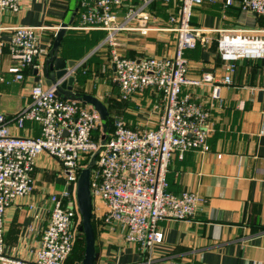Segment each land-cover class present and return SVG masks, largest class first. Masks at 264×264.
<instances>
[{"label":"crops","instance_id":"1","mask_svg":"<svg viewBox=\"0 0 264 264\" xmlns=\"http://www.w3.org/2000/svg\"><path fill=\"white\" fill-rule=\"evenodd\" d=\"M239 0L225 6V0H204L192 9L190 24L205 29H260L264 17L242 10ZM78 0H20L16 12H0V110L11 117L30 101L35 83L47 87L43 66L56 31H39L44 54L35 58L38 68L26 67L21 80L6 72L13 64L9 55L11 27L14 25L59 26L78 24ZM171 7L151 4L155 24L170 27ZM175 12V11H174ZM208 43L198 42L184 51L189 60L188 77L203 74L212 79L200 86H184L192 101L210 111L212 131L209 150L190 149L171 158L166 173L167 189L174 194L196 192L203 201L187 220L164 219L158 222L164 232L161 245L154 248L150 264H264V59H240L232 84L223 85L224 62L217 49L218 32L205 31ZM102 30L66 29L57 57L73 61L72 90L92 94L107 107L110 119L122 118L132 129L154 128L160 117V95L149 88L127 100L119 98V88L111 82V47L99 46ZM175 49L172 31H122L115 50L122 56H171ZM71 67H68L70 69ZM35 70L38 74L35 75ZM71 70V69H70ZM219 86L220 101H212L211 90ZM66 98V97H65ZM90 106V105H89ZM91 107V106H90ZM16 135H39V125L26 120L22 128L10 123ZM219 155V156H218ZM58 162L46 153L36 158L30 193L15 198L4 213L5 252L31 259L51 210V193L60 192L64 177ZM95 232L94 264H145L146 254L138 245L125 243L119 232L106 230L101 221L92 220Z\"/></svg>","mask_w":264,"mask_h":264},{"label":"built area","instance_id":"2","mask_svg":"<svg viewBox=\"0 0 264 264\" xmlns=\"http://www.w3.org/2000/svg\"><path fill=\"white\" fill-rule=\"evenodd\" d=\"M20 0H0V12H16ZM171 7L167 21L155 24L151 4ZM204 0H78V24L71 29L102 30L105 37L99 46L111 47L109 66L111 82L119 88V98L127 100L149 88L159 94L156 108L160 117L154 128L135 130L122 118L109 119L107 136L102 141V120L98 111L76 99L56 92L63 79L72 76L74 65L57 83L44 87L35 83L29 90L30 101L7 117L0 110V264H65L70 255L81 217L75 201L76 181L84 162L97 152L91 171L90 191L92 220L101 221L108 231L119 232L125 243L138 245L146 254L145 264L152 261L155 247L162 244L164 232L158 222L164 219L187 220L203 198L184 190L174 194L167 189L166 173L176 154L197 149L209 150L212 131L210 111L201 103L182 94V87L200 86L212 78L203 74L188 77L189 60L184 51L198 42L208 43L205 31L218 32L217 49L224 62L223 85L232 84V75L240 59H264V28L205 29L190 24L193 7ZM225 6L233 0H225ZM242 10L264 17V0H239ZM175 11V12H174ZM58 30L59 26L14 25L11 27L9 55L13 64L6 72L14 80L23 78L26 67L38 68L35 58L44 54L39 31ZM168 30L175 35L171 56L128 58L115 47L122 31ZM4 77L0 69V81ZM212 101H220L219 86L211 90ZM39 125V135L22 136L10 131V123L22 128L25 121ZM97 134V135H96ZM46 153L58 162L65 185L51 193L52 204L45 228L40 235L33 258L24 259L5 252V210L15 200L31 192L36 158ZM219 156V155H218ZM93 224V223H92Z\"/></svg>","mask_w":264,"mask_h":264},{"label":"water","instance_id":"3","mask_svg":"<svg viewBox=\"0 0 264 264\" xmlns=\"http://www.w3.org/2000/svg\"><path fill=\"white\" fill-rule=\"evenodd\" d=\"M70 22L71 21L63 22L59 25L52 46L45 59L43 71L48 86L57 83V81L65 75L68 67L74 65L73 61L67 62L64 59L57 57L59 45ZM34 74L37 75L38 70H35ZM73 82L74 76H69L68 78L63 79L60 84L56 86V92L68 99H76L84 104L90 105L93 109L99 112L102 120V141H104L107 136L110 119L106 105L92 94L74 92L72 90ZM96 155L97 152L92 154L87 164L80 169L76 181L75 201L81 217L79 231L83 233L85 242L83 258L81 262L77 264H94L96 257L95 232L92 224V198L90 191V177Z\"/></svg>","mask_w":264,"mask_h":264},{"label":"rangeland","instance_id":"4","mask_svg":"<svg viewBox=\"0 0 264 264\" xmlns=\"http://www.w3.org/2000/svg\"><path fill=\"white\" fill-rule=\"evenodd\" d=\"M83 237L84 236H83V233L82 232L78 231L76 233V239H75L74 246L76 248V245H77V248L74 249V247H73L74 251L72 249L73 253L72 254L70 253L71 256H69V258H67L65 264H73V263H80L81 262V255H82V249H83V247L81 245V242H82V238ZM83 254H84V252H83Z\"/></svg>","mask_w":264,"mask_h":264},{"label":"trees","instance_id":"5","mask_svg":"<svg viewBox=\"0 0 264 264\" xmlns=\"http://www.w3.org/2000/svg\"><path fill=\"white\" fill-rule=\"evenodd\" d=\"M97 135V134H96ZM89 161V159H87L85 162H84V164H87V162ZM84 236V235H83ZM76 245V244H75ZM81 245H82V247H83V249H82V255H81V260H82V258H83V252H84V248H85V242H84V237L82 238V242H81ZM76 248H77V245H76ZM75 248V246H74V249H76ZM74 249H73V251H74ZM73 251L71 252V254L73 253ZM75 253V252H74ZM71 254L69 255V256H71ZM69 256H68V258H69ZM77 257V256H76ZM73 264H77V263H73Z\"/></svg>","mask_w":264,"mask_h":264}]
</instances>
